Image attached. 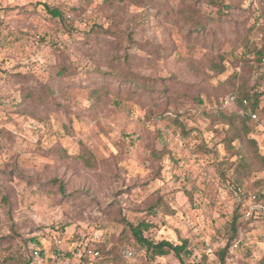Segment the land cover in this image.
<instances>
[{"label":"rangeland","instance_id":"obj_1","mask_svg":"<svg viewBox=\"0 0 264 264\" xmlns=\"http://www.w3.org/2000/svg\"><path fill=\"white\" fill-rule=\"evenodd\" d=\"M213 1L195 4L192 19L212 20L194 32L180 23L192 0H0L1 256L23 264L37 236L44 255L31 264H99L93 250L135 244L128 226L144 222L145 237L186 242L189 255L152 259L136 246L133 259L105 264H264V215L253 228L240 222L226 246L237 157L223 144L225 116L242 112L226 102L237 97L229 78L264 54V0ZM130 75L148 90L118 78ZM255 116L248 137L264 156V110ZM253 170L245 190L264 183ZM55 237L63 254L72 238L86 245L85 262L54 260Z\"/></svg>","mask_w":264,"mask_h":264},{"label":"trees","instance_id":"obj_2","mask_svg":"<svg viewBox=\"0 0 264 264\" xmlns=\"http://www.w3.org/2000/svg\"><path fill=\"white\" fill-rule=\"evenodd\" d=\"M123 1H129L130 3H133L137 6H141L144 4V0H123ZM193 6L189 5L187 12H183L181 15L182 19L180 23L183 26L191 27L194 32H199L201 30H204V26L202 24L203 18L205 17L208 20H212L211 15L199 17L198 19H192L193 17H197L196 11H198L195 8V4H198L199 1H206V0H192ZM208 1V0H207ZM210 1V0H209ZM213 1V0H211ZM214 5H218L219 11L222 12V9H225L221 4L222 2H214ZM45 12L48 16H50L53 19H56L60 24H64V16L62 11L59 8H50L49 6H44ZM194 13V14H193ZM198 15H205L204 12L198 14ZM254 66H249V72L247 74H241V72L236 73V76L233 78H229L231 81L232 86L236 85V93L237 97L236 100V106L239 108V111H242L241 114L238 113L237 115H230L225 116L227 119V123L229 125V131L223 140V144L225 147L233 149L234 150V156L237 157V160L235 164L232 165V173H231V183H229L228 187L229 189L228 194L235 200V206L232 211V216L229 221L228 226V242L226 246L232 245L233 243H236L237 238V230L240 227V222L244 224V226L247 227H254L257 223L261 222L263 220V213H257L254 212L250 217L244 218L243 215L247 209V201L246 198H248L253 193H260L262 190H264V183H255V187L252 189L245 190L242 188V181L247 180L250 176V174L254 171V166H258L260 170L264 171V156L260 155L257 151V145L255 141L248 137V133L250 131V128L247 126V122L251 121V115L254 113H261V111L264 110V108H260V98L264 95V90L262 92H258V89H260L264 85V54H262L259 51H256L254 54V58H252L251 62ZM221 73V69L219 70ZM68 70L65 67H61L57 74L59 76H63L64 74H68ZM122 80V82H128L130 84H136L139 85L138 87L142 90H148V87L146 86V83L144 81H141L134 76H124V77H118ZM50 89H46L45 94L42 96L44 99L43 101H47L48 97L51 95ZM94 98L95 103L99 102L100 99L103 97V94L100 92L99 89L91 90L90 92ZM239 119L240 122L237 125L234 120ZM264 134V133H263ZM241 141L244 142V146H240ZM236 143H239L237 145ZM79 158L84 163V165L90 167L91 160H90V154L88 151L84 150ZM58 184V188L62 190V185L60 183ZM160 202H158L157 206H159ZM154 207H149V210H152ZM243 219V220H242ZM128 225V224H127ZM130 233L134 239L135 244L125 247L124 249H131L134 250L136 246L142 248L145 250L147 254L150 255L152 259L155 257H163L170 253H172L175 257L178 258L180 262H182V256H188L189 251L186 250V242H183L182 245L177 246L173 245L170 242L167 241H160L157 243H154L152 240L148 239L143 235V232L148 229V225L144 222H140L136 224L135 226L129 225L128 226ZM52 231H50L51 233ZM49 233V234H50ZM70 252L64 253L58 246H54L53 249V258L54 260L57 257L61 256H67L68 258H74L77 257L80 262L84 261V258H86V249L87 246L80 244H77L75 240L72 238L70 240ZM37 247H40L39 239H37V236H34L33 238L28 239L27 243V250L29 254V258L23 263V264H31L36 263V259L38 257H42L44 255V252L41 249H38ZM123 249V250H124ZM120 251V252H119ZM117 252H114V249H110L108 251H102L99 248H96V250H93L92 252H98L99 256L97 257V260L91 257L89 262H98L99 264H105L107 261L108 263H111L115 259L122 257V250H119ZM85 262V261H84ZM87 263V262H86ZM0 264H20L18 259H15V257L11 256H1L0 255Z\"/></svg>","mask_w":264,"mask_h":264},{"label":"built area","instance_id":"obj_3","mask_svg":"<svg viewBox=\"0 0 264 264\" xmlns=\"http://www.w3.org/2000/svg\"><path fill=\"white\" fill-rule=\"evenodd\" d=\"M235 101V96L230 95L227 99L226 102L233 103ZM251 118L253 120L256 119L255 114L251 115ZM247 201V209L245 211V216L244 218L250 217L254 212L257 213H263L264 211V190H262L260 193H253L251 194L248 198H246ZM61 244V240L57 237L53 239V245L54 246H59ZM92 258L97 260V257L99 256L98 252H92ZM135 256L134 250L131 249H124L122 250V257L124 259H133Z\"/></svg>","mask_w":264,"mask_h":264}]
</instances>
